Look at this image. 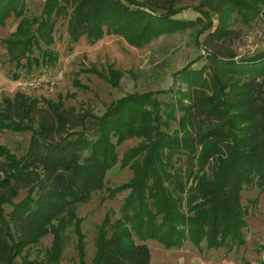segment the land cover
Masks as SVG:
<instances>
[{
    "label": "trees",
    "instance_id": "16d2710c",
    "mask_svg": "<svg viewBox=\"0 0 264 264\" xmlns=\"http://www.w3.org/2000/svg\"><path fill=\"white\" fill-rule=\"evenodd\" d=\"M183 1L45 0L37 17L27 15L25 0H0V25L21 18L5 40L12 62L54 66L58 53L51 46L60 18H68L71 43L118 35L143 48L162 34L200 24L177 17ZM260 4L264 0L200 2L208 30L204 43L213 52L201 67L187 65L174 74L184 87L168 89L174 94L166 101L145 92L102 115L76 116L63 105L39 106L23 92L5 97L0 127L24 131L36 121L39 127L23 155L0 147V264H43L23 253L49 233L60 251L78 207L107 188L106 174L119 160L117 145L132 136L146 142L124 154L122 165L131 166L134 178L108 188L114 195L129 192L120 218L109 229L102 226L92 264H151L147 240L166 248L187 242L216 250L244 245L248 211L242 192L253 183L264 190V50L239 59L231 49L221 54L232 42L233 13L248 21ZM206 7L219 14L217 25ZM35 51L42 60L33 59Z\"/></svg>",
    "mask_w": 264,
    "mask_h": 264
},
{
    "label": "rangeland",
    "instance_id": "374dc122",
    "mask_svg": "<svg viewBox=\"0 0 264 264\" xmlns=\"http://www.w3.org/2000/svg\"><path fill=\"white\" fill-rule=\"evenodd\" d=\"M25 1L27 15L39 17L45 0ZM201 1L184 0V9L177 15L182 19H198L200 24L162 34L143 48L131 46L118 35H106L93 44L86 38L71 43L67 32L68 18H60L51 46L58 53L54 66L43 61L38 67L35 64L31 66L25 59L19 65L10 60L5 40L12 37L21 21V18L11 16L5 25H0V111L3 99L13 97L17 92L37 98L42 107L49 103L63 105L76 116L86 112L102 115L115 103L133 94L150 92L161 101L168 100L174 94L168 89L184 87L174 74L187 65L201 67L203 63H208V55L213 52L212 47L204 43L208 30L206 21L203 22L206 18L199 10ZM204 10L213 25H217L219 14L209 7ZM259 11L248 21L236 11L233 13L228 24L234 31L232 42L223 47L222 56L229 49L234 52L235 59L264 50V4H260ZM43 48L46 49L45 46ZM32 57L42 60L38 51ZM33 78H39L34 87L29 85ZM30 127L32 129L24 131L0 127V147L14 156L23 155L39 123L33 122ZM173 128H178V125L173 124ZM145 142L144 137L132 136L117 145L119 160L106 174L107 188L94 191L91 200L78 207L77 219L64 232V245L60 251L54 234L49 233L40 238L38 244L24 250L23 254L43 264H92L98 252L102 226L109 229L120 218L121 205L129 192L114 195L108 188H116L134 178L131 166L122 165L124 154ZM145 155L143 152L137 159H143ZM24 196L22 191L15 200ZM242 203L248 211L244 245L216 250L207 249L204 244L199 249L187 242L182 248H166L156 240H147L145 243L152 254L151 264H261L264 261V190L261 191L254 183L247 186L242 192ZM5 209L9 211L11 206L6 205ZM109 231L112 232V228ZM132 239L140 242L136 237ZM18 261L21 259L18 258Z\"/></svg>",
    "mask_w": 264,
    "mask_h": 264
},
{
    "label": "built area",
    "instance_id": "2783aa9c",
    "mask_svg": "<svg viewBox=\"0 0 264 264\" xmlns=\"http://www.w3.org/2000/svg\"><path fill=\"white\" fill-rule=\"evenodd\" d=\"M38 80H39V78H33V80H31L29 82V85L32 86V87L36 86L37 83L39 82Z\"/></svg>",
    "mask_w": 264,
    "mask_h": 264
}]
</instances>
